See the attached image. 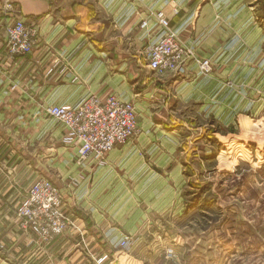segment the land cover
<instances>
[{
	"label": "crops",
	"instance_id": "1",
	"mask_svg": "<svg viewBox=\"0 0 264 264\" xmlns=\"http://www.w3.org/2000/svg\"><path fill=\"white\" fill-rule=\"evenodd\" d=\"M3 2L0 0V264H4L5 245L13 254L34 240L21 226L15 206L38 178L51 179L61 188L70 233L78 236L90 229L89 234H96L92 231L96 227L118 234L142 230L149 215L137 210L166 200L156 189L164 176L157 177L153 168L168 169L160 165L172 153L161 135L165 133L141 130L109 152L104 164L94 156L79 164L76 147L66 141V128L46 108L73 106L90 94L116 95L135 102L138 95L121 92L116 74L131 67L133 56L141 57L145 46L159 41L167 31L192 51L195 60L210 58L215 65L216 58L231 57L237 33L245 34V21L227 18L224 10L253 4L246 0H11L15 9L5 11ZM160 13L167 25L159 22ZM19 18L36 29L37 41L30 54L11 57L5 49V26ZM143 21L145 27H141ZM247 24L252 25L251 19ZM200 73L197 66H188L167 82L154 75L144 80L140 92L150 103L160 102L164 90L170 88L173 94L167 99L183 98L184 102L188 87L200 81L190 76ZM118 208L121 212L115 214L113 210ZM79 209L85 212H77ZM60 243L63 240L53 247Z\"/></svg>",
	"mask_w": 264,
	"mask_h": 264
},
{
	"label": "rangeland",
	"instance_id": "2",
	"mask_svg": "<svg viewBox=\"0 0 264 264\" xmlns=\"http://www.w3.org/2000/svg\"><path fill=\"white\" fill-rule=\"evenodd\" d=\"M246 1L253 5H231L236 11L223 13L245 21L236 50L231 57L216 58L215 65L209 58V75L190 76L200 81L189 87L185 82L186 101L168 100L170 88L160 102L142 96L144 80L157 75L167 82L176 74L148 69L145 49L150 43L141 57L133 56L131 67L116 74L121 92L138 95L133 101L138 132L162 131L172 147L168 161L160 164L168 169L153 165L157 177L164 176L156 189L166 200L137 210L149 215L147 226L123 234L96 227V234L88 229L77 236L68 231L65 215L67 229L52 241L43 242L28 230L34 239L29 247L11 254L5 245L4 264H264V0ZM157 16L163 24L162 13ZM146 25L143 21L141 27ZM31 28L36 44L37 31ZM188 66L198 63L192 60ZM62 240L63 245L53 247Z\"/></svg>",
	"mask_w": 264,
	"mask_h": 264
},
{
	"label": "built area",
	"instance_id": "3",
	"mask_svg": "<svg viewBox=\"0 0 264 264\" xmlns=\"http://www.w3.org/2000/svg\"><path fill=\"white\" fill-rule=\"evenodd\" d=\"M5 11L14 5H2ZM167 25V21H162ZM5 49L9 56L30 54L35 44V31L23 19H16L5 26ZM147 65L153 72L180 73L195 60L191 50L185 48L174 33L166 34L155 43L146 46ZM200 72L209 75L213 71L209 59H196ZM48 114L67 130L66 141L77 151V163L94 156L100 164L117 145L127 143L138 132L136 105L115 95L102 98L96 94L81 99L76 105H52ZM64 197L53 181L40 178L29 188L16 212L24 229L31 230L43 242H50L63 234L68 218L63 212ZM128 238L121 243L126 246Z\"/></svg>",
	"mask_w": 264,
	"mask_h": 264
}]
</instances>
